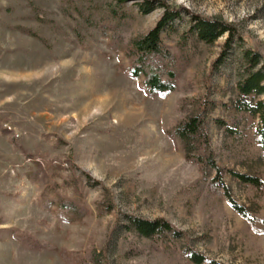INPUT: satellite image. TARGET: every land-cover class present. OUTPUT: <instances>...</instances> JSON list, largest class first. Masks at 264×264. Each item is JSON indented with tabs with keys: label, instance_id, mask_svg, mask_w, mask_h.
<instances>
[{
	"label": "rangeland",
	"instance_id": "rangeland-1",
	"mask_svg": "<svg viewBox=\"0 0 264 264\" xmlns=\"http://www.w3.org/2000/svg\"><path fill=\"white\" fill-rule=\"evenodd\" d=\"M155 1L181 18L162 35L176 90L149 97L127 76L122 50L160 22L164 9L147 6ZM115 8L114 0H0V264H192L188 251L264 264V225L254 231L209 188L214 173L205 179L168 135L211 103L207 132L224 182L264 221V188L230 175L264 182L257 121L231 109L242 51L264 57V0H133L116 9L113 38L98 25ZM192 15L224 21L243 42L214 76L228 36L214 45L188 38ZM128 217L165 220L182 235L144 239L125 230Z\"/></svg>",
	"mask_w": 264,
	"mask_h": 264
},
{
	"label": "trees",
	"instance_id": "trees-1",
	"mask_svg": "<svg viewBox=\"0 0 264 264\" xmlns=\"http://www.w3.org/2000/svg\"><path fill=\"white\" fill-rule=\"evenodd\" d=\"M116 8L107 15L106 21L103 20L98 28L105 32H112L113 38H116L115 20L118 12L127 2L133 0H114ZM135 1V0H134ZM154 4H159L164 13L157 26L147 35L131 41L122 52L128 60L127 76L132 80L142 81L141 87L149 97L157 95H168L176 90L177 76L171 69L172 56L164 48L162 35L181 18V12L177 8L170 7L160 1L147 4L152 8ZM151 6V7H150ZM142 8L147 7L144 5ZM117 9V10H116ZM188 38L196 37L200 42L206 45H214L219 39L228 36L223 47L221 57L213 64V76L227 59L228 51L232 49L233 44L243 48V42L240 37L235 39L234 29L220 19L207 20L200 17L191 16V27L187 32ZM212 108V104L203 101L199 107V113L179 122L174 126L168 135L178 139L181 142L185 159L194 163L200 169L204 178L208 180V173H214V177L209 181V188L217 193H222L228 200L233 210L240 215L250 227L257 232V224L264 225V221L258 220L251 211L238 204L232 196L230 188L224 182V172L217 165L215 156L211 149V142L207 132V112ZM231 109L236 113L246 114L257 121L254 139L260 146L264 154V57L253 51L246 49L242 51V70L239 74V80L236 86V97L231 104ZM220 128H225L232 136L235 133L227 127L226 123L216 121ZM230 175L245 185H249L257 190L264 188V182L257 177L240 175L231 172ZM57 208L60 212H69V214H78L76 208L68 202H57ZM76 216V215H75ZM128 227L126 231L134 232L137 236L163 242L167 235L174 238H180L182 233L177 231L170 223L165 220H145L128 217ZM188 260L192 264H220L208 260L206 257L194 252L188 251Z\"/></svg>",
	"mask_w": 264,
	"mask_h": 264
}]
</instances>
